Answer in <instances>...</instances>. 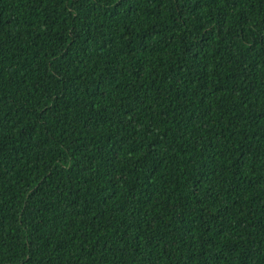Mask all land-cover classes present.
I'll return each instance as SVG.
<instances>
[{
    "label": "trees",
    "instance_id": "1",
    "mask_svg": "<svg viewBox=\"0 0 264 264\" xmlns=\"http://www.w3.org/2000/svg\"><path fill=\"white\" fill-rule=\"evenodd\" d=\"M0 264H264V0H0Z\"/></svg>",
    "mask_w": 264,
    "mask_h": 264
}]
</instances>
